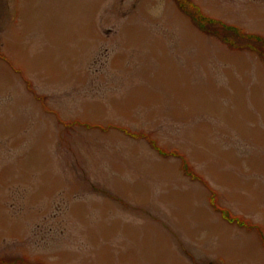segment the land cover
<instances>
[{
	"label": "rangeland",
	"instance_id": "374dc122",
	"mask_svg": "<svg viewBox=\"0 0 264 264\" xmlns=\"http://www.w3.org/2000/svg\"><path fill=\"white\" fill-rule=\"evenodd\" d=\"M191 1L264 37V0ZM240 50L176 0H0V264H264V55Z\"/></svg>",
	"mask_w": 264,
	"mask_h": 264
},
{
	"label": "trees",
	"instance_id": "16d2710c",
	"mask_svg": "<svg viewBox=\"0 0 264 264\" xmlns=\"http://www.w3.org/2000/svg\"><path fill=\"white\" fill-rule=\"evenodd\" d=\"M176 1L182 12L191 19L194 26L201 32L214 36L227 46L229 45L232 48L235 47V50L237 51H241L240 49L242 48H247L264 55V37L254 34H247L237 27L224 25L217 20L209 18L208 16L204 15L197 6H194L191 0ZM237 43H241L242 48L239 47ZM181 160L183 162V168L185 169V172H190V169L186 165L185 159L182 156ZM204 185H206L205 182ZM223 214L225 215V213ZM226 218L228 217L226 216ZM230 221L232 223H238L240 226H243L245 223L241 219H239L238 221ZM16 264L18 263L16 262Z\"/></svg>",
	"mask_w": 264,
	"mask_h": 264
}]
</instances>
